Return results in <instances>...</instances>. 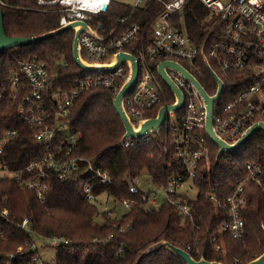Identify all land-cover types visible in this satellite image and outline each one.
Returning <instances> with one entry per match:
<instances>
[{"label": "trees", "instance_id": "obj_1", "mask_svg": "<svg viewBox=\"0 0 264 264\" xmlns=\"http://www.w3.org/2000/svg\"><path fill=\"white\" fill-rule=\"evenodd\" d=\"M2 1L0 9L4 15V29L11 36H37L60 26L63 12L52 9L60 6L59 2L40 5L38 0ZM162 6L158 0H147L135 7L134 4L111 0L107 9L93 15L88 22L105 35L112 33L115 36L138 23L142 30L136 42L141 43L148 27L146 41L149 38L151 24ZM184 8V24L192 38L201 44L214 42L220 29L210 31L207 20L209 10L202 2L191 0ZM177 25L183 26L182 22ZM74 34V29L70 28L53 37L0 52V82L8 80L10 69L21 59L39 57L52 65L62 59L66 67L59 70L56 83L69 90L84 72L74 57ZM203 77L200 76L201 81H207L210 84L208 88L214 91L216 80L212 73L205 69ZM166 87L169 101H172L173 92ZM114 98L113 88L103 86L87 90L75 99L67 118L73 131L82 134L76 153L90 156L96 167L108 171L113 177L112 183L96 186V200L89 201L84 195L83 186L91 174L87 167L66 178H54L43 199L15 180L0 179V264H187L165 247L157 248L139 260L149 245L163 238L189 250L196 259L203 256L226 264H246L264 253V232L260 229L264 213L262 191L252 190L243 211L248 232L245 241L235 240L226 232H222L221 236L219 222L224 216L208 196L215 188L216 194L224 197L243 173L247 161L253 160L264 167L262 130L255 132L243 148L225 152L219 159V147L210 140V158L202 161L198 176L192 180L198 187V193L194 197L188 196L191 203L203 206L202 217L195 216L194 221L185 219L172 202H163L153 209L145 205L133 207L121 216L101 211L97 199L102 194H109L116 200L133 196L128 187L129 175L137 178L148 173L158 184H166L172 175L187 177L182 161L174 153L175 139L171 128L167 132L164 126L153 134L151 140L143 141L136 147L122 144L126 127L114 106ZM158 110L159 106L153 107L147 116L152 117ZM9 122L19 130L18 135L8 141L5 152L12 167L22 166L39 157L42 147L32 137L29 127L21 121L16 106L0 102V129ZM134 197L140 199V194ZM5 210L8 213H4ZM98 215H102L104 222L96 220ZM25 218L30 223V230L22 226ZM58 235H64L70 242L55 246L54 259L44 261L37 236ZM214 235L218 236L219 242L222 241L223 250L213 248L211 238ZM20 247L22 249L18 250Z\"/></svg>", "mask_w": 264, "mask_h": 264}, {"label": "built area", "instance_id": "obj_2", "mask_svg": "<svg viewBox=\"0 0 264 264\" xmlns=\"http://www.w3.org/2000/svg\"><path fill=\"white\" fill-rule=\"evenodd\" d=\"M145 1L137 0L134 7ZM158 1L163 6L151 24L147 41L145 38L149 27L145 29L142 42H136L142 30L138 23L117 36L112 33L105 35L99 29L104 38L85 29L78 40L81 56L102 65L122 50L135 55L139 62L138 79L123 98V106L135 123L150 118L147 112L153 107L159 106L160 110L164 104L177 100L175 91L166 85L158 72L159 62L166 58L184 65L209 94H216L218 81L208 67V59L212 70L222 78L224 87L222 95L213 102V129L231 144L238 141L251 125L264 121V0H200L209 10L207 20L210 31L220 29L219 36L210 45L194 40L184 24V7L191 0ZM58 2L61 5L52 9L63 12L60 19V25H63L74 19L90 20L93 15L101 14L103 5H109L111 0L98 4L95 0H38L40 5ZM121 19L125 20V17ZM178 22H182L183 26L179 27ZM204 44L205 53L202 54ZM64 67L66 63H63ZM205 69L216 80L214 91L208 88L210 84L207 81L203 83L200 79V76L205 75ZM59 70L48 60L39 57L21 59L10 69L8 80L0 82V102L16 106L21 121L29 127L32 137L42 147L39 157L22 166L12 167L5 152L8 141L16 137L19 130L10 122L5 124L0 129V179L15 180L23 188L37 192L39 198L43 199L54 178H66L76 170L87 167L91 174L83 186L84 195L89 201L96 200V186L112 183L113 177L108 171L96 167L90 156L76 153L82 134L73 131L67 118L75 99L87 90L109 87L113 88L116 96L129 77L130 63L126 61L109 69L84 70L69 90L56 83ZM167 71L176 87L184 93V106L168 112L161 129L166 126L167 132L169 128L174 132V153L182 161L187 177L172 175L166 184H158L150 179L147 181L148 187H142L141 176L134 178L129 175L128 187L133 196L117 201L128 209L158 201L172 202L180 209L183 218L194 221L195 216L202 217L203 206L191 203L190 195L180 192V189L186 186L187 181L198 176L202 161L210 158L209 142L212 138L207 131L208 107L200 89L184 72L172 66L167 67ZM166 86L173 92L172 101H169ZM173 115L176 116L175 123L171 121ZM158 132L152 130L140 136L127 137L122 140V144L136 147L143 141L151 140L153 134ZM166 150L167 147L164 148ZM254 189H260L264 195V167L253 160L245 163L243 173L224 197L220 198L215 188H212L209 199L216 209H221L224 216L219 222L221 236L222 232H226L235 240H246L248 232L243 211ZM138 194L140 199L134 197ZM102 212L111 213L110 204L106 203ZM4 213H8V210ZM262 215L260 229L264 232V213ZM22 226L30 230L27 218L23 220ZM45 238L54 247L70 242L64 235ZM211 242L214 249H224L217 235L212 236Z\"/></svg>", "mask_w": 264, "mask_h": 264}, {"label": "water", "instance_id": "obj_3", "mask_svg": "<svg viewBox=\"0 0 264 264\" xmlns=\"http://www.w3.org/2000/svg\"><path fill=\"white\" fill-rule=\"evenodd\" d=\"M108 5H103V10L107 9ZM70 28L74 29V39H73V48H74V57L77 60L78 65L81 67L82 70H98V69H109L115 65L120 63L129 61L130 63V71L129 77L124 81L122 86L120 87L119 93L114 98V106L116 107L118 113H120L123 123H125V133L122 136V140L127 137H136L145 134L147 131H160L161 127L165 123L166 116L168 112L178 110L182 108L184 105V93L181 89L177 88L175 83L172 80L170 73L167 71V67H175L186 74L188 78L195 82L197 88L200 89L201 93L204 95L206 104L208 107V114H207V131L210 134L212 140L219 146L218 148V157L225 153V152H233L243 148L249 141V139L253 136V134L259 130L264 131V121L257 122L249 127V129L242 134L243 136L238 139V141L233 142L232 144L223 139L222 137L218 136L216 131L213 129V120L212 115L214 111V104L213 102L216 98H219L223 92V80L217 72H214L209 64V60L206 59L207 64L211 72H213L216 80L218 81V90L216 94L211 95L208 91L202 86L200 81L194 76L192 72H190L184 65H181L178 61L166 58V60H162L159 62L158 65V72L160 73L161 77L163 78L166 85H168L172 90L175 91L177 100L173 103L164 104L157 115L152 116L150 118H145L138 120L136 123L133 122L128 113L123 106V98L127 92H129L134 86L138 79V71H139V62L135 55L131 54L128 51L122 50L118 53L113 54L111 59L107 64L98 65L85 60L81 56V50L79 47V36L80 34L88 29L93 35L104 38L105 36L99 32V28L92 27L88 21H84L81 19H74L70 20L68 23L60 25L53 31L45 32L43 34L37 36H11L7 34L6 29H4V15L0 9V52H4L6 49L13 48L15 46H21L24 44H29L35 42L39 39H44L47 37H53V35L62 33ZM205 44L202 48V54H204ZM168 248L171 251H174L178 256H180L187 264H226L222 261L217 260H208L205 257H201L196 259L189 250H185L184 248L169 242L166 239H161L155 241L149 245L140 255L139 260L146 254L153 252L157 248ZM246 264H264V253L258 255L257 257L253 258L251 261L247 262Z\"/></svg>", "mask_w": 264, "mask_h": 264}, {"label": "rangeland", "instance_id": "obj_4", "mask_svg": "<svg viewBox=\"0 0 264 264\" xmlns=\"http://www.w3.org/2000/svg\"><path fill=\"white\" fill-rule=\"evenodd\" d=\"M137 0H114V2H124V3H129L131 5H133ZM63 63H64V60H60L56 63V65L54 64V66L57 68V69H61L63 67ZM175 118L176 116H171V121L173 123H175ZM142 180H141V183L140 185L142 187H148L147 184L151 178H150V175L148 173H143L142 175ZM186 186L181 188L180 189V192L182 193H188V195L190 196H196L197 193H198V187L196 185L193 184L192 180H189L186 182L185 184ZM97 203L100 205V208H101V211H103V207L106 203L110 204L111 206V209H112V212L111 214L112 215H116V216H121L124 212H126L128 210V208L125 207V205L117 200H115L114 198L108 196L106 193L105 194H102L99 196V198L97 199ZM162 204L161 201H158L157 203H149V204H146L145 207L148 208V209H153L154 207H159L160 205ZM96 220L99 222V223H102L104 222L103 220V217L102 215H98L96 216ZM38 237V241H37V245L40 249V254H42V259L44 261H52L56 255L55 253V247L50 245L47 238L45 237H40V236H37ZM38 264H41V262H38Z\"/></svg>", "mask_w": 264, "mask_h": 264}, {"label": "bare ground", "instance_id": "obj_5", "mask_svg": "<svg viewBox=\"0 0 264 264\" xmlns=\"http://www.w3.org/2000/svg\"><path fill=\"white\" fill-rule=\"evenodd\" d=\"M100 1H104V0H95V2L98 4Z\"/></svg>", "mask_w": 264, "mask_h": 264}, {"label": "snow or ice", "instance_id": "obj_6", "mask_svg": "<svg viewBox=\"0 0 264 264\" xmlns=\"http://www.w3.org/2000/svg\"><path fill=\"white\" fill-rule=\"evenodd\" d=\"M104 3H107V0H104Z\"/></svg>", "mask_w": 264, "mask_h": 264}]
</instances>
